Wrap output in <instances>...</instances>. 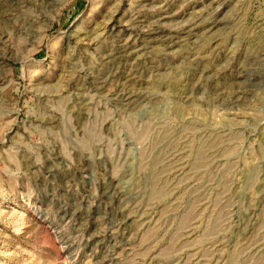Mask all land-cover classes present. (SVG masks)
<instances>
[{
    "label": "rangeland",
    "instance_id": "1",
    "mask_svg": "<svg viewBox=\"0 0 264 264\" xmlns=\"http://www.w3.org/2000/svg\"><path fill=\"white\" fill-rule=\"evenodd\" d=\"M0 264H264V0H0Z\"/></svg>",
    "mask_w": 264,
    "mask_h": 264
},
{
    "label": "bare ground",
    "instance_id": "2",
    "mask_svg": "<svg viewBox=\"0 0 264 264\" xmlns=\"http://www.w3.org/2000/svg\"><path fill=\"white\" fill-rule=\"evenodd\" d=\"M142 17H135L132 24H130L129 27H127V29L130 31L131 34V39H133L134 41H141L144 42L145 41H151V43H166V46L169 44H172L174 42V40L178 39V37L182 36V34H185L187 32L188 27L184 26L181 28H178L176 30H172L171 32H167L165 29H163L159 23H157V21L154 22H149L146 19H142ZM211 19V18H210ZM189 35V34H188ZM129 43V42H128ZM128 43H124L123 45L119 44L117 46L111 47V49H109V54L108 57L110 58L111 55L114 56V54L119 55L120 53H122V58L127 60V56H125L124 52L126 54H128L127 49L128 47ZM147 43V42H146ZM149 44V43H147ZM130 46V45H129ZM148 46V45H147ZM153 46V45H151ZM162 46V45H161ZM164 46V45H163ZM146 47V46H145ZM149 47V46H148ZM147 49V47H146ZM146 52V51H145ZM107 55L105 57H107ZM146 55V54H145ZM130 57V56H129ZM146 57V56H145ZM144 57V58H145ZM115 58V56L113 57ZM141 59V58H140ZM114 60V59H113ZM144 60V59H143ZM150 59L146 58V60L142 61V62H137V64L139 66H141V64L143 65L145 63V61H147V63H150L152 61H150ZM128 61V60H127ZM121 64V63H120ZM136 64V65H137ZM119 65V64H118ZM203 71H201L202 73ZM239 74V73H238ZM131 75V74H130ZM240 75V74H239ZM195 76V75H194ZM96 80V79H95ZM187 80V79H186ZM188 81V80H187ZM200 81V80H198ZM103 82V81H102ZM190 82V81H189ZM193 82V81H192ZM191 85V84H190ZM187 89V88H186Z\"/></svg>",
    "mask_w": 264,
    "mask_h": 264
}]
</instances>
